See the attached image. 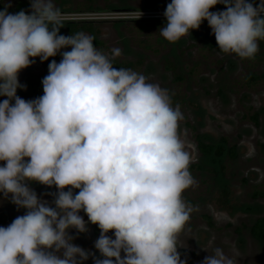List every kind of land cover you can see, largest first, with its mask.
<instances>
[{
    "label": "clouds",
    "instance_id": "9594fccd",
    "mask_svg": "<svg viewBox=\"0 0 264 264\" xmlns=\"http://www.w3.org/2000/svg\"><path fill=\"white\" fill-rule=\"evenodd\" d=\"M217 4L226 10L210 11ZM8 7L0 11V193L27 211L0 227V264H83L90 255L94 264H187L178 251L191 212L182 194L195 181L179 105L143 74L114 67L94 37L60 35L53 0H31V14ZM164 16L159 32L171 43L204 20L225 54L254 59L264 40V0H171ZM68 47L48 65L41 97L17 96L22 69ZM30 182L57 188L54 207ZM88 223L100 229L102 258L69 234ZM202 264L235 262L215 248Z\"/></svg>",
    "mask_w": 264,
    "mask_h": 264
},
{
    "label": "rangeland",
    "instance_id": "374dc122",
    "mask_svg": "<svg viewBox=\"0 0 264 264\" xmlns=\"http://www.w3.org/2000/svg\"><path fill=\"white\" fill-rule=\"evenodd\" d=\"M258 6L260 0H248ZM62 12L63 27L59 34L69 36L64 23L83 22L92 33L83 32L101 42L95 48L110 61L135 64L131 71L143 74L149 83L167 89L172 106L179 105L183 119L178 132L190 155L189 171L195 183L182 198L190 206V219L178 237L181 259L187 264H202L215 248L223 249L235 264H264V241L250 236L253 224L264 218V78L249 84L248 76L264 77V52L258 58L241 59L223 53L205 20L177 42L167 41L159 32L166 24L164 16L171 0H53ZM9 14L21 10L31 14V0H0V11ZM224 11L225 5L217 4ZM94 43V42H93ZM114 49L120 54L114 55ZM71 48L61 49L62 53ZM166 60L173 71L166 70ZM38 57L18 75L21 85L30 77H45ZM181 79L177 80L176 77ZM44 94V93H43ZM42 94V95H43ZM28 101L36 98L20 96ZM7 97L0 96V102ZM14 103V101H12ZM257 117L258 123L253 121ZM198 139L207 145H218L223 139L235 146L237 157L225 154L221 166L204 159L198 151ZM3 162H0V166ZM222 168V167H221ZM38 198L53 206L57 188L29 183ZM67 191V188L65 189ZM77 193L76 189L73 190ZM0 193V227L26 214ZM79 215L87 222L88 217ZM210 218L211 225L206 218ZM73 243L102 258L95 248L100 236L98 225L88 223V231L70 229ZM112 238L113 232L108 233ZM206 249V250H204ZM123 255V253H122ZM83 264H94L90 255Z\"/></svg>",
    "mask_w": 264,
    "mask_h": 264
},
{
    "label": "trees",
    "instance_id": "16d2710c",
    "mask_svg": "<svg viewBox=\"0 0 264 264\" xmlns=\"http://www.w3.org/2000/svg\"><path fill=\"white\" fill-rule=\"evenodd\" d=\"M213 10H218L219 6H214L213 8H211ZM207 22V20H205ZM64 25L66 26V30L68 35H75L76 33H83L85 31L92 33V30L90 29V27L87 25V23H83V22H75V21H69L64 23ZM94 44L96 46H101L102 43L97 41L94 38ZM259 44V48L262 50V52H264V40H260L258 41ZM258 58V56L256 55L254 60H256ZM58 59H60V54L58 53L56 56L54 57H49L48 60L41 62V60L38 57V60L41 64L42 67H47L53 60L57 61ZM112 65L118 69L123 68V69H133L135 67V64L130 63V62H117V61H111ZM166 64V70H171L173 71L174 68L171 65V62L169 60H166L165 62ZM44 77H33L30 76L28 77L23 85L26 86V88H18L17 89V96H23V97H28V98H39L42 96L43 94V85H42V80ZM264 77L258 78L253 76L252 74H249L248 76V82L250 85H252L253 83H255L257 80L259 79H263ZM176 79L180 80V77H176ZM253 121L257 124L258 120L257 117H253L252 118ZM197 147H198V151L201 154V156L206 159V160H210L215 166H221L220 170H222L223 172V166H222V157L227 154L230 161L231 160H235L237 157V152H236V147L235 146H228L227 140L223 139L221 141V143H219L218 145H207L205 143H203L202 141H200L198 139L197 142ZM262 149H264V146H261ZM32 184H38V182H31ZM79 190L76 189V192H78ZM206 218V217H205ZM208 223L211 225V220L210 218H206ZM250 232V236L256 240V241H260L263 242L264 241V218L257 220L253 226L250 228L249 230Z\"/></svg>",
    "mask_w": 264,
    "mask_h": 264
}]
</instances>
